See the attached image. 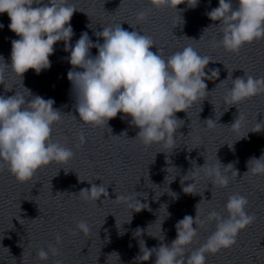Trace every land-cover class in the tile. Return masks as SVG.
<instances>
[{"label": "water", "instance_id": "water-1", "mask_svg": "<svg viewBox=\"0 0 264 264\" xmlns=\"http://www.w3.org/2000/svg\"><path fill=\"white\" fill-rule=\"evenodd\" d=\"M69 2L77 8L70 21L75 32L72 43L82 31L102 42L103 37L95 33L103 26L121 23L151 35L156 43L153 49L157 47L166 57L191 44L212 58L205 67L209 91L186 111L176 113L182 120L173 145H145L135 136L139 128L129 122L130 116L122 119L118 113L108 125L99 126L76 118L75 94L67 77L73 66L63 40L54 45L51 66L39 73L29 68L22 82L6 69L0 94L16 91L54 98L62 119L53 124L52 139L71 147L74 155L65 162L40 167L26 181L0 165V264H55L57 260L63 264H154V254L142 260L141 238L148 247L170 243L177 235L176 222L186 214L195 217L199 201L197 216L204 223L197 225V236L188 248L199 247L216 229L217 220L209 218V213L216 209L227 216L225 204L234 192L247 196V211L255 220L239 232L233 245L207 252L206 264H264V172L253 171L259 163L256 158L264 160V128L257 130L264 126V91L237 105H229L228 99L232 77L264 76V39L245 43L239 51L226 50L218 43V21L207 15L218 6V0H198L195 7L183 0L177 8H155L150 0ZM145 10L147 15L141 17ZM0 23V55L10 62L11 41L18 35L8 27L6 11L0 13ZM91 51L95 54L98 49ZM235 118L239 127L232 123ZM81 132L86 137L83 143ZM219 160L231 162L234 168ZM215 167L231 177L227 186L217 184L214 174H209ZM193 182L197 193L184 192L182 184ZM92 184L107 189L92 197ZM141 207L145 208L138 210ZM81 219L91 226L89 233L78 229ZM137 227L164 234V240L147 231L140 233ZM40 248L49 250L46 260L39 257Z\"/></svg>", "mask_w": 264, "mask_h": 264}, {"label": "clouds", "instance_id": "clouds-1", "mask_svg": "<svg viewBox=\"0 0 264 264\" xmlns=\"http://www.w3.org/2000/svg\"><path fill=\"white\" fill-rule=\"evenodd\" d=\"M182 2L150 0L155 8H177ZM186 3L195 7L198 0H191V3L186 0ZM75 10L76 6L69 0H0V13L7 12L10 17L8 27L18 35L11 41L10 62L0 55L3 61L0 63V83L4 84L8 68L20 77L21 82L29 68L37 73L49 68L54 45L63 40L65 50L69 52L68 60L73 66L68 70L67 77L75 94L76 118L96 126L108 125L109 119L120 113L122 119L131 117L129 122L139 128L135 136L138 135L145 145H173L182 120L176 113L186 111L194 102L207 96L209 90L204 78L209 73L205 67L212 58L202 55L191 44L166 57L157 47L153 49L156 43L151 35L135 28L129 30L121 23L103 26L97 31L95 35L103 37L102 42L94 41L87 31H82L72 43L71 37L75 32L70 21ZM139 15L145 17L147 11H141ZM207 15L218 21L215 23L221 30L218 43L226 50L239 51L245 43L264 39V0H218V6L208 11ZM0 27H3L2 23ZM93 47L98 49L95 54L91 51ZM216 75H219L218 69ZM262 91L264 76L243 74L232 77L229 105H237ZM54 103V98L38 94L25 96L16 91L12 95L0 94V165H6L21 181L33 177L44 165L53 161L65 162L74 155L71 147L52 139L53 124L62 119L61 109L54 107ZM232 123L240 126L236 118ZM262 128L264 126L257 130ZM85 140V134L81 132V143ZM260 157H253L259 161L258 166L253 168L254 172H264V160ZM220 163L234 168L231 162ZM209 174H214L216 183L221 186H227L231 181L221 167L210 169ZM182 185L184 192L197 193L195 182ZM91 189V196L99 197L107 186L92 184ZM198 204L199 201L195 217L186 214L176 222L177 235L170 243L148 247L141 238L142 260H148L154 254V264H206L207 252L230 247L236 242L239 232L255 220L254 214L247 211V196L234 192L225 204L228 215L211 210L209 218L217 220L215 231L199 247L189 250L188 245L193 243L199 230L197 225L204 223L197 216ZM142 208L145 207L138 210ZM167 213V216L170 215ZM77 227L85 233L91 231L85 219L79 220ZM137 229L140 233L147 231L140 227ZM148 234L164 240V234ZM61 238L58 234L57 240ZM50 247L53 252L57 251L54 246ZM38 255L46 260L49 250L40 248ZM55 264H63V261L57 260Z\"/></svg>", "mask_w": 264, "mask_h": 264}]
</instances>
